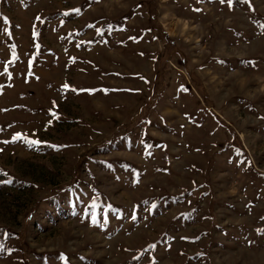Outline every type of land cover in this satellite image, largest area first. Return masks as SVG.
<instances>
[{
    "label": "rangeland",
    "instance_id": "374dc122",
    "mask_svg": "<svg viewBox=\"0 0 264 264\" xmlns=\"http://www.w3.org/2000/svg\"><path fill=\"white\" fill-rule=\"evenodd\" d=\"M262 218L264 0H0V264H264Z\"/></svg>",
    "mask_w": 264,
    "mask_h": 264
},
{
    "label": "snow or ice",
    "instance_id": "6c2138e0",
    "mask_svg": "<svg viewBox=\"0 0 264 264\" xmlns=\"http://www.w3.org/2000/svg\"><path fill=\"white\" fill-rule=\"evenodd\" d=\"M225 2H227L228 4H229V6H231L232 4H233V0H221V3H225ZM195 11H201V9H194ZM75 11H79L78 9H76ZM7 18H5V20H6ZM37 19H39V17H37ZM250 63H255L254 61H250ZM63 87L64 88H69L70 87V85H68V84H65V85H63ZM89 91H91V90H89ZM23 136V134L22 133H19V132H17V133H15L14 134V137H13V139H18V138H21ZM5 143H7V141H5ZM28 143L30 144V145H32V144H40V143H42L41 141H39V140H28ZM54 147H57V146H54ZM94 215V214H93ZM262 219H264V218H262ZM185 239H187V238H185Z\"/></svg>",
    "mask_w": 264,
    "mask_h": 264
}]
</instances>
